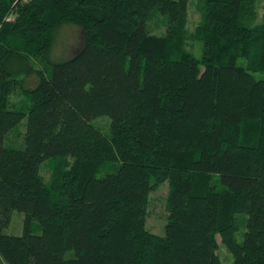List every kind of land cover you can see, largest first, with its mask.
<instances>
[{
    "label": "trees",
    "instance_id": "16d2710c",
    "mask_svg": "<svg viewBox=\"0 0 264 264\" xmlns=\"http://www.w3.org/2000/svg\"><path fill=\"white\" fill-rule=\"evenodd\" d=\"M197 1L0 0V264H264V0Z\"/></svg>",
    "mask_w": 264,
    "mask_h": 264
},
{
    "label": "rangeland",
    "instance_id": "374dc122",
    "mask_svg": "<svg viewBox=\"0 0 264 264\" xmlns=\"http://www.w3.org/2000/svg\"><path fill=\"white\" fill-rule=\"evenodd\" d=\"M264 12V1L259 2L258 4V20H261ZM162 15H159L158 18H155L151 21V29L153 32L162 33L166 29V25H164ZM201 20V9L199 8V4L197 0H192L189 5V21L187 24V28L190 31H193L195 26ZM60 28H58L59 30ZM82 32L80 28L73 24H63L61 29L59 30L58 37L56 39V51L55 54L62 58H68L72 54H74L82 45ZM201 46L202 41H197ZM193 50H199L197 44L194 43ZM191 47V48H192ZM202 53L200 48L199 55ZM241 62H243L242 58H240ZM255 76L258 78H264V72H254ZM36 79L33 78L32 82L35 83ZM25 120L22 121L19 126L24 131ZM101 122V125H106V121L98 120V123ZM14 137V136H13ZM43 174L48 179L49 178V168L47 164L42 168ZM168 188L167 185H163L158 188V190L154 191L150 196V203L152 204L150 207V214L147 220V226L152 231L156 233H161L164 229V224H166L165 220V205L164 198L166 195ZM23 213L15 210L12 213L11 223L8 227L5 228V232L9 234H21L23 232ZM220 247L218 250L219 255L223 260V264H231L233 261V255L227 250L226 246L222 243L221 236L218 235ZM238 239L241 241L243 239L242 234H238Z\"/></svg>",
    "mask_w": 264,
    "mask_h": 264
}]
</instances>
